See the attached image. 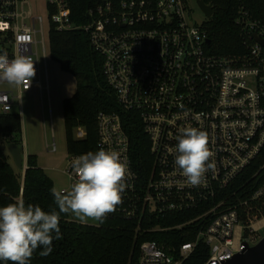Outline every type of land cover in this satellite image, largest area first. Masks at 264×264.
I'll list each match as a JSON object with an SVG mask.
<instances>
[{"label":"built area","instance_id":"obj_1","mask_svg":"<svg viewBox=\"0 0 264 264\" xmlns=\"http://www.w3.org/2000/svg\"><path fill=\"white\" fill-rule=\"evenodd\" d=\"M89 1V22L79 27L71 23L65 0H48L45 21L33 14L31 0H0V52L9 59L27 56L36 69L30 83L14 84L16 95L0 91V113H11L15 100L21 109L22 95L34 88L48 91L46 70L43 87L39 67L42 61L45 68L50 54V27L58 33L82 30L104 59L103 75L118 105L138 114L153 159L150 176L139 180L120 117L98 116L95 151L118 150L128 163L121 201L104 218L133 221L137 233L166 237L141 243L138 264H182L199 244L207 248L204 264L229 262L264 228V164L253 175V188H236L264 148V48L254 38L264 40V20L241 7L234 21L245 51L221 58L207 50L211 17L199 8L203 0ZM196 9L204 22H196ZM186 127L205 133L211 153V168L196 186L174 163L176 137ZM74 136L82 140L85 132L77 129ZM75 157L68 156L69 185ZM177 235L193 240L174 245L169 237Z\"/></svg>","mask_w":264,"mask_h":264},{"label":"trees","instance_id":"obj_2","mask_svg":"<svg viewBox=\"0 0 264 264\" xmlns=\"http://www.w3.org/2000/svg\"><path fill=\"white\" fill-rule=\"evenodd\" d=\"M70 8L73 25H87L86 14L89 0H65ZM212 7V16L205 24L209 39L207 50L221 58L240 57L245 51L243 39L235 24L237 12L244 7L252 17L264 20V0H203ZM50 60L63 73L76 81L71 98L61 103L65 149L68 156L95 152L97 120L101 113L120 117L128 137L131 166L141 181H146L153 169L148 138L142 129L138 114L123 110L103 75L104 59L91 47L88 35L81 31L58 33L54 26L48 33ZM85 132L82 140H75V130ZM21 118L14 113H0V206L23 199L26 203L39 205L42 210L59 212L54 196V185L37 165V156H27L25 167L17 173L9 164L5 153L7 145L23 147ZM264 164V148L241 176L240 186L250 190L255 185L253 175ZM60 215L61 238L53 240L52 251L41 255V248L33 253L30 264H138L139 247L145 241L161 243L165 236L140 230L136 223L117 218H104L97 226L83 225L69 220L67 213ZM145 227V226H144ZM173 244L192 242V237L176 236ZM194 254L182 264H204L208 258L207 248L199 244ZM12 264V262H8Z\"/></svg>","mask_w":264,"mask_h":264},{"label":"clouds","instance_id":"obj_3","mask_svg":"<svg viewBox=\"0 0 264 264\" xmlns=\"http://www.w3.org/2000/svg\"><path fill=\"white\" fill-rule=\"evenodd\" d=\"M34 62L27 56L9 59L0 52V79L20 85L34 77ZM175 166L193 186L202 182L211 168V153L203 131L186 127L176 137ZM74 181L68 188L54 189L59 212L45 211L22 198L0 206V264H30L37 248L41 255L52 251L53 240L61 238L59 213H70L79 222L102 221L120 203L126 187L128 163L118 150L89 151L70 162Z\"/></svg>","mask_w":264,"mask_h":264},{"label":"rangeland","instance_id":"obj_4","mask_svg":"<svg viewBox=\"0 0 264 264\" xmlns=\"http://www.w3.org/2000/svg\"><path fill=\"white\" fill-rule=\"evenodd\" d=\"M48 0H31V8L36 17L45 21L47 10L45 5ZM195 20L204 22L203 15L195 10ZM41 55V53H39ZM41 61V60H40ZM44 69L48 79V91L41 93L34 88L30 94L22 95V107L20 109L18 100H15L11 114H17L21 118V132L23 133V147L26 156L36 155L37 165L52 181L54 189L70 187L65 174L67 169L68 154L65 149V132L63 131V116L61 114V103L71 98L76 90L75 79L60 71L59 66L46 56V66L41 61L39 71L43 87L45 86ZM13 91L17 94L15 85L0 83V91ZM52 145L55 152L51 150ZM5 153L9 155V164L17 173H20L5 147ZM25 156V157H26ZM69 220L83 225L97 226L98 221L89 219L85 223L79 222L72 214L67 213ZM256 240H250V246L256 245L264 238V228L258 233Z\"/></svg>","mask_w":264,"mask_h":264},{"label":"water","instance_id":"obj_5","mask_svg":"<svg viewBox=\"0 0 264 264\" xmlns=\"http://www.w3.org/2000/svg\"><path fill=\"white\" fill-rule=\"evenodd\" d=\"M199 8L205 18H210L212 16V9L209 6L203 4V2H198ZM89 22V17H87ZM255 38V41L264 48V40L260 38ZM209 40L207 43L209 44ZM7 151L15 164L19 169L23 170V175L27 168L25 167V156L23 147H18L17 145H7ZM225 264H264V238L259 241L254 246H248V244H243V251L240 254L235 255L229 262Z\"/></svg>","mask_w":264,"mask_h":264},{"label":"crops","instance_id":"obj_6","mask_svg":"<svg viewBox=\"0 0 264 264\" xmlns=\"http://www.w3.org/2000/svg\"><path fill=\"white\" fill-rule=\"evenodd\" d=\"M21 129H22V128H21ZM22 139H23V137H22ZM23 151H25V150H24V147H23ZM24 156H26V153H25V152H24ZM26 157H27V156H26Z\"/></svg>","mask_w":264,"mask_h":264}]
</instances>
